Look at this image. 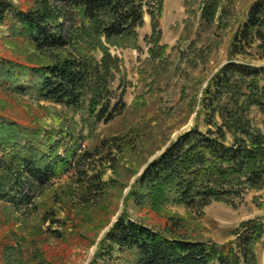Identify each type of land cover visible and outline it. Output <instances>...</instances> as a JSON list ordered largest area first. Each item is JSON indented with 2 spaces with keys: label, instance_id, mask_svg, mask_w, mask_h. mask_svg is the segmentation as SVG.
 <instances>
[{
  "label": "trees",
  "instance_id": "trees-1",
  "mask_svg": "<svg viewBox=\"0 0 264 264\" xmlns=\"http://www.w3.org/2000/svg\"><path fill=\"white\" fill-rule=\"evenodd\" d=\"M202 4L201 17L211 21L219 0ZM163 7L164 0H31L27 7L0 0V26L46 60L32 63L0 53V90L83 110L87 124L109 121L124 94L112 91L122 62L111 48L141 51L138 32L148 15L151 33L144 37L148 54L163 59L167 48L160 43ZM248 52H262L264 57V0L251 5L234 33L228 62L203 89L201 107L208 128L193 126L146 165L128 193L137 206L149 211L166 205L201 209L213 201L233 205L247 190L264 195V134L247 119L253 107L264 113V64L245 60L252 56ZM56 119L58 128H46L0 112V201L16 211L79 158L76 140L82 133L77 138L60 117ZM64 139L70 145L74 142L61 153ZM99 184V179H91L82 188L102 192ZM242 227L241 233L233 231L236 240L218 244L185 238L172 217L162 229H155L123 211L100 239L96 254L104 252L105 259L126 264H258L255 247L264 248V224L251 220ZM33 261L43 264L41 259ZM0 264L32 261L22 257L15 243H5Z\"/></svg>",
  "mask_w": 264,
  "mask_h": 264
},
{
  "label": "rangeland",
  "instance_id": "rangeland-1",
  "mask_svg": "<svg viewBox=\"0 0 264 264\" xmlns=\"http://www.w3.org/2000/svg\"><path fill=\"white\" fill-rule=\"evenodd\" d=\"M12 1L22 7L31 4V0ZM203 1L164 0L159 20L160 43L167 46L163 59L154 60L148 54L144 40L151 33L148 15L138 32L141 51L111 48L122 62L121 78L112 91L124 94L123 106L111 111L107 122L87 124L83 110L0 90L2 114L27 123L40 122L46 128H58L56 118L60 117L77 138L82 133L76 140L79 158L71 161L66 174L35 191L29 205L16 211L0 201V257L5 243H15L32 264H36L33 259L43 264H126L122 259H105L104 252L99 257L96 254L100 239L123 211L155 229H162L172 217L179 221V232L185 238L218 244L236 240L233 231L241 233L247 221L264 224L263 191L247 190L233 205L213 201L201 209L166 205L160 211L143 209L128 195L146 165L177 136L193 126L203 131L208 128V116L201 107L203 89L228 62L234 33L258 0H219L211 21L201 17ZM0 53L32 63L46 61L23 39L8 36L4 26H0ZM248 53L252 56H244L245 60L264 64L262 52ZM247 119L264 134V113L253 107ZM71 145L64 139L60 152ZM91 179H99L104 190L82 188ZM255 251L258 264H264V248L256 245Z\"/></svg>",
  "mask_w": 264,
  "mask_h": 264
}]
</instances>
